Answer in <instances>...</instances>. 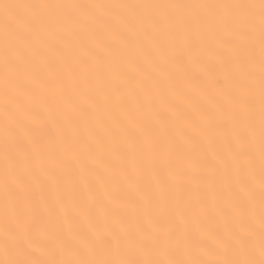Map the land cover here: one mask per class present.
<instances>
[{
  "label": "snow or ice",
  "instance_id": "obj_1",
  "mask_svg": "<svg viewBox=\"0 0 264 264\" xmlns=\"http://www.w3.org/2000/svg\"><path fill=\"white\" fill-rule=\"evenodd\" d=\"M0 264H264V0H0Z\"/></svg>",
  "mask_w": 264,
  "mask_h": 264
},
{
  "label": "bare ground",
  "instance_id": "obj_2",
  "mask_svg": "<svg viewBox=\"0 0 264 264\" xmlns=\"http://www.w3.org/2000/svg\"><path fill=\"white\" fill-rule=\"evenodd\" d=\"M67 2V0H65ZM80 2H96V0H80ZM98 2L112 3L117 2V0H98ZM128 2H135V0H128ZM191 2V0H189Z\"/></svg>",
  "mask_w": 264,
  "mask_h": 264
}]
</instances>
